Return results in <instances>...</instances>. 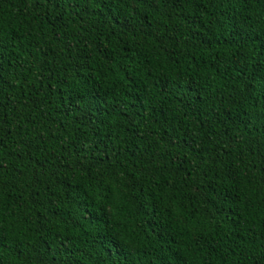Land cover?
I'll return each instance as SVG.
<instances>
[{
  "label": "trees",
  "instance_id": "16d2710c",
  "mask_svg": "<svg viewBox=\"0 0 264 264\" xmlns=\"http://www.w3.org/2000/svg\"><path fill=\"white\" fill-rule=\"evenodd\" d=\"M0 264H264V0H0Z\"/></svg>",
  "mask_w": 264,
  "mask_h": 264
},
{
  "label": "snow or ice",
  "instance_id": "6c2138e0",
  "mask_svg": "<svg viewBox=\"0 0 264 264\" xmlns=\"http://www.w3.org/2000/svg\"><path fill=\"white\" fill-rule=\"evenodd\" d=\"M109 244H111L112 242L111 241H108ZM113 248H115V246L113 245Z\"/></svg>",
  "mask_w": 264,
  "mask_h": 264
}]
</instances>
